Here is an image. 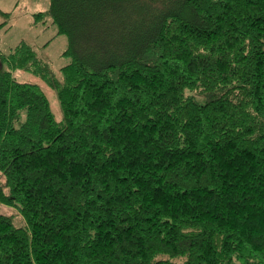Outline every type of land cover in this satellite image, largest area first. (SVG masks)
Masks as SVG:
<instances>
[{
	"label": "trees",
	"instance_id": "trees-1",
	"mask_svg": "<svg viewBox=\"0 0 264 264\" xmlns=\"http://www.w3.org/2000/svg\"><path fill=\"white\" fill-rule=\"evenodd\" d=\"M50 2L60 75L0 54V264H264V0Z\"/></svg>",
	"mask_w": 264,
	"mask_h": 264
},
{
	"label": "rangeland",
	"instance_id": "rangeland-1",
	"mask_svg": "<svg viewBox=\"0 0 264 264\" xmlns=\"http://www.w3.org/2000/svg\"><path fill=\"white\" fill-rule=\"evenodd\" d=\"M50 5V0H0V54H8L19 44L28 42L59 76L60 69L71 63V58L64 55L69 42L68 37L59 34L58 27L52 24L48 13ZM40 12L45 13L46 18L37 23L36 15ZM14 72L21 82L40 84L48 94L58 120L65 118L59 95L54 89L28 71ZM0 178L5 181L1 175ZM0 214L12 217L19 227L26 224L23 215L12 205L0 203Z\"/></svg>",
	"mask_w": 264,
	"mask_h": 264
},
{
	"label": "water",
	"instance_id": "water-1",
	"mask_svg": "<svg viewBox=\"0 0 264 264\" xmlns=\"http://www.w3.org/2000/svg\"><path fill=\"white\" fill-rule=\"evenodd\" d=\"M0 70H1V61H0Z\"/></svg>",
	"mask_w": 264,
	"mask_h": 264
}]
</instances>
